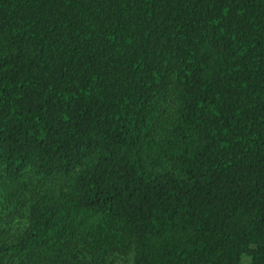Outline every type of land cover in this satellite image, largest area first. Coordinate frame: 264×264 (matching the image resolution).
I'll return each instance as SVG.
<instances>
[{"label": "trees", "instance_id": "16d2710c", "mask_svg": "<svg viewBox=\"0 0 264 264\" xmlns=\"http://www.w3.org/2000/svg\"><path fill=\"white\" fill-rule=\"evenodd\" d=\"M264 264V0H0V264Z\"/></svg>", "mask_w": 264, "mask_h": 264}, {"label": "rangeland", "instance_id": "374dc122", "mask_svg": "<svg viewBox=\"0 0 264 264\" xmlns=\"http://www.w3.org/2000/svg\"><path fill=\"white\" fill-rule=\"evenodd\" d=\"M244 264H247V262H248V259H247V257H244ZM130 264V263H129Z\"/></svg>", "mask_w": 264, "mask_h": 264}]
</instances>
